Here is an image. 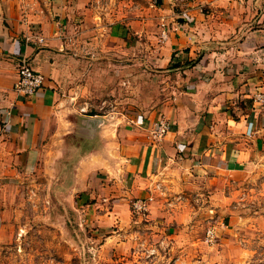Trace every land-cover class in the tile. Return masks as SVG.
I'll use <instances>...</instances> for the list:
<instances>
[{
  "label": "crops",
  "instance_id": "1",
  "mask_svg": "<svg viewBox=\"0 0 264 264\" xmlns=\"http://www.w3.org/2000/svg\"><path fill=\"white\" fill-rule=\"evenodd\" d=\"M89 2L0 0V192L42 174L62 196L102 197L95 205L109 209L104 215L121 219L122 227L123 202L165 194L178 174L193 178L192 191L200 188L196 182L216 189L222 175H240L254 149L248 124L258 132L259 113L264 120V105L254 101L264 94V0L161 3L167 45L182 58L183 88L143 117V125L62 108L53 90L52 66L63 53L57 21L69 27L82 21ZM23 57L47 79L33 97L14 91ZM160 117L171 131L157 144L150 130ZM8 202L0 201L1 221Z\"/></svg>",
  "mask_w": 264,
  "mask_h": 264
},
{
  "label": "rangeland",
  "instance_id": "2",
  "mask_svg": "<svg viewBox=\"0 0 264 264\" xmlns=\"http://www.w3.org/2000/svg\"><path fill=\"white\" fill-rule=\"evenodd\" d=\"M161 3L90 0L82 21H57L63 53L50 81L62 108L137 122L183 88L181 55L163 37ZM255 106L258 112L263 105ZM262 114L258 132L251 122L254 149L240 175H222L216 189L196 182L192 191L193 178L178 174L165 194L148 196L145 215L133 213L134 198L123 202L122 227L95 205L102 197L62 196L42 174L9 184L15 186L0 192L10 204L0 220V264H264Z\"/></svg>",
  "mask_w": 264,
  "mask_h": 264
},
{
  "label": "built area",
  "instance_id": "3",
  "mask_svg": "<svg viewBox=\"0 0 264 264\" xmlns=\"http://www.w3.org/2000/svg\"><path fill=\"white\" fill-rule=\"evenodd\" d=\"M163 37L166 39L167 33L163 32ZM40 43L44 42L43 38H38ZM47 79L46 77L36 72L30 63V60L26 57L20 59V63L18 66V80L15 84L14 91L21 97H33L36 96L46 85ZM254 101L256 104L264 105V94H258L255 96ZM87 108H82L81 111L88 114L86 112ZM137 123L140 125L144 124V118L139 117ZM253 124L250 122L247 127V134L250 135L252 131ZM150 130V134L152 140L155 143H160L161 140L171 131V126L167 119L161 117L156 123L152 126ZM149 198V197H148ZM153 200V197L150 196L149 199H137L132 203V211L138 216H143L148 211V206L150 202ZM208 236L210 238L214 237V233L212 230H209Z\"/></svg>",
  "mask_w": 264,
  "mask_h": 264
}]
</instances>
